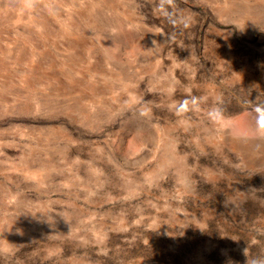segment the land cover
<instances>
[{"label":"rangeland","instance_id":"1","mask_svg":"<svg viewBox=\"0 0 264 264\" xmlns=\"http://www.w3.org/2000/svg\"><path fill=\"white\" fill-rule=\"evenodd\" d=\"M158 2L0 0V264L264 257V0Z\"/></svg>","mask_w":264,"mask_h":264},{"label":"clouds","instance_id":"2","mask_svg":"<svg viewBox=\"0 0 264 264\" xmlns=\"http://www.w3.org/2000/svg\"><path fill=\"white\" fill-rule=\"evenodd\" d=\"M20 2L26 7H33L35 0H20ZM175 0H159L156 10L164 15L166 18L171 17V13L168 12V8L174 7ZM176 23L175 20L171 21ZM184 26L187 27L188 23L184 22ZM207 98L205 96L186 95L183 99L174 101L171 105V109L174 115L178 118L186 117L187 114L193 111H198L201 104L206 103ZM222 96H217L215 102L207 110V119L211 124H219L225 119V108L223 107ZM251 104V101L245 102ZM251 110L255 113V125L258 130L264 132V103L252 104ZM143 114V113H142ZM247 264H264V257H256L251 261H247Z\"/></svg>","mask_w":264,"mask_h":264}]
</instances>
